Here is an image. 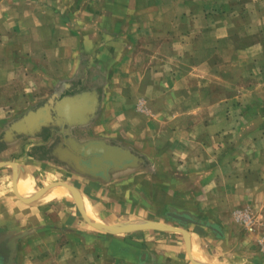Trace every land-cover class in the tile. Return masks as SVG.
I'll return each instance as SVG.
<instances>
[{"label": "crops", "instance_id": "crops-1", "mask_svg": "<svg viewBox=\"0 0 264 264\" xmlns=\"http://www.w3.org/2000/svg\"><path fill=\"white\" fill-rule=\"evenodd\" d=\"M0 264H264V0H0Z\"/></svg>", "mask_w": 264, "mask_h": 264}, {"label": "water", "instance_id": "water-1", "mask_svg": "<svg viewBox=\"0 0 264 264\" xmlns=\"http://www.w3.org/2000/svg\"><path fill=\"white\" fill-rule=\"evenodd\" d=\"M151 228H162V229H164L165 227H162V226H152ZM168 230H178V229H176V228H173V227H168Z\"/></svg>", "mask_w": 264, "mask_h": 264}, {"label": "bare ground", "instance_id": "bare-ground-1", "mask_svg": "<svg viewBox=\"0 0 264 264\" xmlns=\"http://www.w3.org/2000/svg\"><path fill=\"white\" fill-rule=\"evenodd\" d=\"M61 194L57 193L55 196L52 197V199L56 198V197H60Z\"/></svg>", "mask_w": 264, "mask_h": 264}]
</instances>
